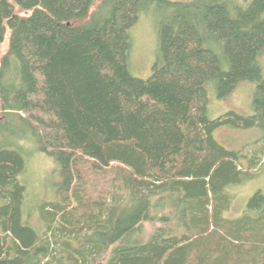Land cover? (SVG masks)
<instances>
[{
    "label": "trees",
    "instance_id": "trees-1",
    "mask_svg": "<svg viewBox=\"0 0 264 264\" xmlns=\"http://www.w3.org/2000/svg\"><path fill=\"white\" fill-rule=\"evenodd\" d=\"M151 10L141 80L128 31ZM2 44L0 264H264V188L228 216L256 175L213 139L264 138V0H0ZM242 83L251 114L208 119L209 89ZM26 143L57 165L42 233L23 222Z\"/></svg>",
    "mask_w": 264,
    "mask_h": 264
},
{
    "label": "rangeland",
    "instance_id": "rangeland-1",
    "mask_svg": "<svg viewBox=\"0 0 264 264\" xmlns=\"http://www.w3.org/2000/svg\"><path fill=\"white\" fill-rule=\"evenodd\" d=\"M176 2H190L192 0H169ZM100 0H97V3ZM248 2V1H247ZM159 12L151 10L139 17L138 21L128 31L132 48L128 60V71L131 76L141 80L148 79L152 74V67L156 61L158 41L157 25ZM6 45H0V56L5 52ZM264 66V63L262 64ZM264 74V68H263ZM215 88V87H214ZM254 85L242 83L238 88L225 98H218L215 89H209L206 115L214 120L228 112H235L242 116L251 114L250 102ZM256 129L238 130L220 128L213 133V139L228 151L238 152L241 157V169L250 175H256L245 186L235 188L234 205L228 216H236L233 212L243 200V205L255 193L264 188V138ZM25 170L20 176V181L25 187V202L23 209V222L33 229L46 231V224L37 213V207L52 203L57 196L59 182L57 165L48 155L36 151L34 143L25 144ZM256 164L251 169V164ZM237 206V207H236ZM57 236L58 234L55 233Z\"/></svg>",
    "mask_w": 264,
    "mask_h": 264
},
{
    "label": "bare ground",
    "instance_id": "bare-ground-1",
    "mask_svg": "<svg viewBox=\"0 0 264 264\" xmlns=\"http://www.w3.org/2000/svg\"><path fill=\"white\" fill-rule=\"evenodd\" d=\"M47 208V207H46Z\"/></svg>",
    "mask_w": 264,
    "mask_h": 264
}]
</instances>
